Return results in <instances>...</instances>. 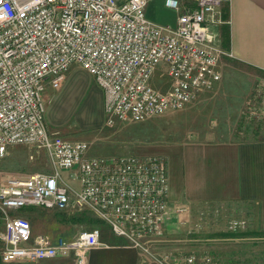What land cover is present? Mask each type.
Wrapping results in <instances>:
<instances>
[{"label": "built area", "instance_id": "obj_1", "mask_svg": "<svg viewBox=\"0 0 264 264\" xmlns=\"http://www.w3.org/2000/svg\"><path fill=\"white\" fill-rule=\"evenodd\" d=\"M149 0H0V158L16 144L47 149L59 169L70 172L73 190L59 172H38L0 185V210L32 206L75 214L90 211L115 236L142 245L162 237L169 214L167 160L154 155L91 156L90 143L51 130L43 92L59 87L80 64L103 91L106 123L139 122L180 110L222 79L220 60L232 53L217 44L216 15L230 0H196L179 12L173 29L147 16ZM160 73L162 81L154 83ZM249 117L264 118V79ZM101 228L71 241L51 243L32 234L23 215L8 216L0 232L4 262L34 261L74 253L87 264L90 249L105 246ZM171 263L170 254L160 256ZM181 264V263H180ZM183 264H219L190 253Z\"/></svg>", "mask_w": 264, "mask_h": 264}, {"label": "rangeland", "instance_id": "obj_2", "mask_svg": "<svg viewBox=\"0 0 264 264\" xmlns=\"http://www.w3.org/2000/svg\"><path fill=\"white\" fill-rule=\"evenodd\" d=\"M227 57L224 55L220 60L221 81L208 91L229 93L233 98L231 108L240 110L233 131L235 139L264 138V118L249 117L250 108L258 100L257 92L264 72L228 61ZM162 80V75L158 73L153 81L159 84ZM43 100L48 127L68 138L88 141L92 155L163 156L167 165L169 159L171 180H174V189L179 196H182L181 146L200 138L213 137L217 127L211 120L213 106L210 100H200L195 105L196 99L180 110L168 111L139 122H117L110 126L106 123L101 87L94 76L77 63L69 67L59 87H46ZM226 102L228 100H219L220 105ZM216 110L220 111L218 108ZM221 112L225 113L224 110ZM222 126L225 127V124ZM217 131L223 132L222 129ZM38 172H59L66 177L69 174L56 166L47 149L34 144L12 145L6 156L0 158V185L6 184L9 179L24 178ZM70 187L78 190L74 182L70 183ZM176 202V212L180 215L174 219L171 236L143 238L142 245L149 253L157 256L170 254L172 264H183L190 253L198 258L211 256L219 264H264V231L251 224L252 206L249 203ZM26 209L0 210V232L4 231L8 216L23 215L22 211ZM60 214L62 221L80 222L83 229L99 227L102 235L109 231L108 226L90 211ZM2 246L0 239V257Z\"/></svg>", "mask_w": 264, "mask_h": 264}, {"label": "crops", "instance_id": "obj_3", "mask_svg": "<svg viewBox=\"0 0 264 264\" xmlns=\"http://www.w3.org/2000/svg\"><path fill=\"white\" fill-rule=\"evenodd\" d=\"M181 7H194L196 0H173ZM228 17L223 19L222 10L216 12L224 22L213 29L218 33L217 44L232 53L226 59L252 66L264 72V0H230L225 5ZM147 16L155 24L173 29L179 12L167 4V0H149ZM225 61V58L223 59ZM210 100L213 106L211 120L217 125L214 136L197 139L181 146L182 196L174 189L169 165V214L164 235L174 230L176 201L195 204L199 202H246L252 206L250 222L264 231V138L235 139L238 109L231 108L229 93L204 91L196 96ZM228 100L219 104V100ZM219 106V107H218ZM226 106V107H225ZM220 109L218 112L216 109ZM224 110V112H221ZM225 124V127L222 125ZM222 129L223 132L217 130ZM216 131V132H215ZM225 131V132H224ZM90 151V150H89ZM89 155H92L89 152ZM180 161V160H179ZM69 172V171H68ZM63 176L70 183L76 178ZM61 211L40 206L28 207L22 214L31 222L32 234H44L56 245L61 240L71 241L86 229L75 221H62ZM106 225V224H105ZM109 228V227H108ZM102 232V231H101ZM163 235V236H164ZM170 235V236H168ZM105 246L92 248L87 253V264H172L163 262L160 256L149 253L143 245H135L128 239L107 231L101 235ZM14 264H77L74 253L34 261H18Z\"/></svg>", "mask_w": 264, "mask_h": 264}, {"label": "trees", "instance_id": "obj_4", "mask_svg": "<svg viewBox=\"0 0 264 264\" xmlns=\"http://www.w3.org/2000/svg\"><path fill=\"white\" fill-rule=\"evenodd\" d=\"M222 17H223V19H227V17H228V8L227 7L225 10L222 11ZM0 264H7V263L4 262L2 260V258L0 257Z\"/></svg>", "mask_w": 264, "mask_h": 264}]
</instances>
